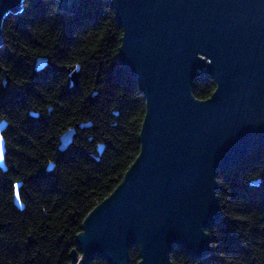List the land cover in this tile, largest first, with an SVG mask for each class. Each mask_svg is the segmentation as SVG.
<instances>
[{"label":"trees","instance_id":"1","mask_svg":"<svg viewBox=\"0 0 264 264\" xmlns=\"http://www.w3.org/2000/svg\"><path fill=\"white\" fill-rule=\"evenodd\" d=\"M122 35L106 0H79L71 14L53 0H27L5 20L0 121L8 123V169L0 168V264H70L85 218L139 155L145 97L117 61ZM39 56L48 64L37 70ZM73 64L81 67L78 87L67 83L65 66ZM216 88L214 78L202 77L194 94L206 99ZM69 128L73 141L60 150ZM217 179L223 217L208 230L212 252L195 259L176 248L173 264H264V148ZM18 182L24 209L14 203ZM140 259L132 246L129 264ZM88 264L110 263L97 257Z\"/></svg>","mask_w":264,"mask_h":264},{"label":"water","instance_id":"2","mask_svg":"<svg viewBox=\"0 0 264 264\" xmlns=\"http://www.w3.org/2000/svg\"><path fill=\"white\" fill-rule=\"evenodd\" d=\"M53 1L70 14L79 4ZM106 1L123 30L117 61L145 97L141 148L122 181L85 218L70 264L97 257L129 264L132 246L140 249L138 264H173L176 248L204 258L212 252L208 230L223 217L218 174L264 148V0ZM26 2L0 0V48L5 20ZM47 64L36 58L37 70ZM65 70L68 85L78 87L80 65ZM207 76L217 88L197 98L195 82ZM4 80L10 82L6 72ZM7 125L0 121L4 171ZM74 134L69 128L60 135V150ZM20 186L14 203L24 209Z\"/></svg>","mask_w":264,"mask_h":264},{"label":"snow or ice","instance_id":"3","mask_svg":"<svg viewBox=\"0 0 264 264\" xmlns=\"http://www.w3.org/2000/svg\"><path fill=\"white\" fill-rule=\"evenodd\" d=\"M209 63H211V61H209Z\"/></svg>","mask_w":264,"mask_h":264}]
</instances>
